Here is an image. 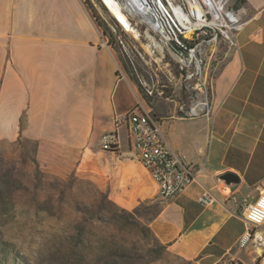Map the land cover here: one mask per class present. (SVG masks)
<instances>
[{
    "label": "crops",
    "instance_id": "1",
    "mask_svg": "<svg viewBox=\"0 0 264 264\" xmlns=\"http://www.w3.org/2000/svg\"><path fill=\"white\" fill-rule=\"evenodd\" d=\"M226 5L244 12V23L237 46L206 52L204 72L214 55L207 65L210 112L158 114L170 149L197 170L195 179L161 199L139 161L124 157L112 166L120 167L121 206L150 198L161 204L149 227L167 250L196 264H264V221L239 245L242 203L264 188V0ZM107 40L85 0H0V140L21 133L81 150L100 143L120 118L125 142L124 115L146 102ZM180 119L191 122L178 127ZM127 151L124 143L120 154ZM205 192L212 199L201 203Z\"/></svg>",
    "mask_w": 264,
    "mask_h": 264
},
{
    "label": "rangeland",
    "instance_id": "2",
    "mask_svg": "<svg viewBox=\"0 0 264 264\" xmlns=\"http://www.w3.org/2000/svg\"><path fill=\"white\" fill-rule=\"evenodd\" d=\"M90 1L137 67L141 86L153 91L147 107L168 117L204 100L192 88L188 69L165 47L164 56L154 49L150 36L157 37L146 22L122 11L135 35L100 0ZM213 56H207V65ZM190 122L175 120L178 127ZM124 157L137 161L127 153L102 151L97 140L81 150L21 133L12 141L0 140V264H196L161 246L147 228L158 202L133 211L154 198L132 208L120 205V167L112 164ZM150 179L145 173V182ZM230 263L236 264H220Z\"/></svg>",
    "mask_w": 264,
    "mask_h": 264
},
{
    "label": "built area",
    "instance_id": "3",
    "mask_svg": "<svg viewBox=\"0 0 264 264\" xmlns=\"http://www.w3.org/2000/svg\"><path fill=\"white\" fill-rule=\"evenodd\" d=\"M145 9V14L150 17L151 31L156 36H165V31L158 25L157 13L159 0H138ZM173 5L174 15H179L181 30L190 40L202 41L203 49H217L221 42L228 46H237L236 35L241 29L244 20L239 12V17L223 18L222 10H225L227 0H169ZM111 27V26H110ZM175 52L185 56L186 69L191 74L193 87H196L192 74V65L195 52H179L173 46ZM208 60V59H207ZM206 79L204 100L202 106L197 103L183 110V114L189 117L197 116L201 112H210V75L204 72ZM142 85V84H141ZM146 94L152 95V90L143 85ZM162 95V91L159 92ZM127 119L126 146L127 154L137 159L147 171L157 186V194L161 199L174 197L183 192L187 185H183V178L195 179L197 170L187 165L182 156L172 151L160 125V117L147 107L145 103H137L124 115ZM121 119L115 118L114 129L105 132L100 137V148L103 150L120 153L123 146L122 136L119 131ZM212 195L202 193L198 199L201 203L209 202ZM241 215L245 221L246 229L239 239L242 246L254 238L253 229L259 227L264 221V188L258 193L254 201L242 203Z\"/></svg>",
    "mask_w": 264,
    "mask_h": 264
},
{
    "label": "bare ground",
    "instance_id": "4",
    "mask_svg": "<svg viewBox=\"0 0 264 264\" xmlns=\"http://www.w3.org/2000/svg\"><path fill=\"white\" fill-rule=\"evenodd\" d=\"M101 2L106 6L111 15L116 19L120 26L129 32H133L137 35V30L131 25L128 20L123 15L122 11H127L131 16H138L141 20L146 22L151 29L150 17L145 14V9L139 4L138 0H101ZM223 18H233L239 17L237 10L234 8H229L225 4V10H222ZM158 25L161 29L165 31V36H156L157 40L150 36L152 45L159 54L164 56V47L166 48L169 55H171L177 62L180 63L181 68L186 67L185 56L180 55L175 52L173 46L179 50V52H195L198 51L194 57L192 65V74L195 77L196 94L201 95L205 92L206 79H203V60L205 59L206 52L208 49L202 48V41L200 40H190L184 35L181 30L179 15H174L173 5L169 0H159V11L157 13ZM149 35V34H148ZM150 41V40H149ZM191 76V74H190ZM205 77V76H204ZM203 102L199 101L198 106H202ZM191 183V178H183V185H188Z\"/></svg>",
    "mask_w": 264,
    "mask_h": 264
},
{
    "label": "trees",
    "instance_id": "5",
    "mask_svg": "<svg viewBox=\"0 0 264 264\" xmlns=\"http://www.w3.org/2000/svg\"><path fill=\"white\" fill-rule=\"evenodd\" d=\"M85 2L90 6V8L92 9L93 15L95 16L98 24L102 27L103 33L107 36L108 38V44L113 47V49L117 52L118 57L120 59V62L124 68V70L126 71V73L128 74V76L130 77V79L136 84L139 92L141 93L142 97L149 102V96L146 94V92L144 91V88L141 86V84L138 81V71H137V67L134 65L133 61L130 59L129 56H127L126 52L124 51V49L121 46V43L115 39L112 36V33H110L108 27L106 26L105 22L101 19L100 15L97 13V11L94 9L92 3L90 0H85ZM115 23V21H114ZM116 24V23H115ZM139 69V68H138ZM143 75V74H142ZM102 196L104 198H106V193H103ZM153 201L158 202L155 199L146 201L144 203H141L139 205H137L134 208V212L138 211L140 208L147 206V205H151L153 203ZM108 203L114 204L112 201H110L109 199L107 200ZM159 203V202H158ZM161 204L159 203L158 208L156 210V212L151 216V218L148 219V224H147V228L150 230V232L152 233L150 227H149V222L150 220L156 215V213L159 211ZM152 235L154 236V234L152 233ZM154 238L156 239V237L154 236ZM157 240V239H156ZM158 241V240H157ZM159 242V241H158ZM160 243V242H159ZM161 246L165 247L164 245H162L160 243ZM222 263V261L220 262ZM218 263V264H220ZM231 264V263H230Z\"/></svg>",
    "mask_w": 264,
    "mask_h": 264
},
{
    "label": "water",
    "instance_id": "6",
    "mask_svg": "<svg viewBox=\"0 0 264 264\" xmlns=\"http://www.w3.org/2000/svg\"><path fill=\"white\" fill-rule=\"evenodd\" d=\"M101 1V0H100ZM103 4V3H102ZM104 5V4H103ZM104 7L106 8V6L104 5ZM106 10H107V8H106ZM108 11V10H107ZM109 12V11H108ZM113 17V16H112ZM114 18V17H113ZM115 19V18H114ZM116 20V19H115Z\"/></svg>",
    "mask_w": 264,
    "mask_h": 264
}]
</instances>
